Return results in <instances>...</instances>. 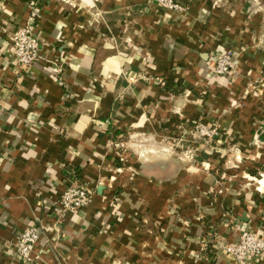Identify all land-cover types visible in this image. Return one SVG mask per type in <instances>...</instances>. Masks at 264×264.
Masks as SVG:
<instances>
[{
	"label": "crops",
	"instance_id": "obj_1",
	"mask_svg": "<svg viewBox=\"0 0 264 264\" xmlns=\"http://www.w3.org/2000/svg\"><path fill=\"white\" fill-rule=\"evenodd\" d=\"M176 1L0 0V264H237L234 227L264 236V0ZM27 25L30 71L12 57ZM75 183L93 200L63 213Z\"/></svg>",
	"mask_w": 264,
	"mask_h": 264
},
{
	"label": "built area",
	"instance_id": "obj_2",
	"mask_svg": "<svg viewBox=\"0 0 264 264\" xmlns=\"http://www.w3.org/2000/svg\"><path fill=\"white\" fill-rule=\"evenodd\" d=\"M151 5L164 9L169 12L183 13L187 8L176 0H148ZM13 62L20 68L30 71V69L41 59L40 43L37 35L33 32L30 25L20 29L13 39ZM235 64L231 60V54H225L216 60L214 72L217 76H227L234 69ZM164 85L163 81H159ZM191 133L209 143L219 136L217 126H206L197 123L194 125ZM121 151L127 148L125 144H117ZM121 161H124L122 156ZM259 184H264V175H261ZM258 191L264 193L263 187ZM93 200V191L90 188L80 184L70 185L60 196L59 204L63 213L77 214L91 204ZM234 230L238 233L236 243H227L222 245L225 254L231 257L237 264H252L255 261L262 262L264 259V236L262 233L243 230L236 226ZM41 238V233L36 226H31L19 234L17 239V252L22 261H30L32 252Z\"/></svg>",
	"mask_w": 264,
	"mask_h": 264
},
{
	"label": "trees",
	"instance_id": "obj_3",
	"mask_svg": "<svg viewBox=\"0 0 264 264\" xmlns=\"http://www.w3.org/2000/svg\"><path fill=\"white\" fill-rule=\"evenodd\" d=\"M165 87H167V88H170V87H176V89L178 90V91H180L181 89H180V87L179 86H175V85H173V84H166V86ZM110 131H112V129L110 130ZM115 134V132H114V129H113V135ZM67 169H69V171H73L74 173V175H78L77 174V170L76 169H74L73 167H71V166H68V168ZM206 252L207 253H209V255L210 256H213V254H214V250H213V244L212 243H210V245L207 247V250H206ZM213 262V261H212Z\"/></svg>",
	"mask_w": 264,
	"mask_h": 264
}]
</instances>
